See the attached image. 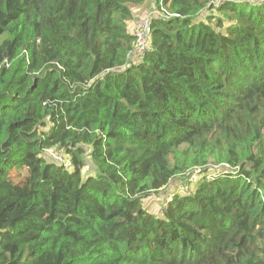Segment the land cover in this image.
<instances>
[{"label": "trees", "instance_id": "1", "mask_svg": "<svg viewBox=\"0 0 264 264\" xmlns=\"http://www.w3.org/2000/svg\"><path fill=\"white\" fill-rule=\"evenodd\" d=\"M143 2L0 0V264H264V0Z\"/></svg>", "mask_w": 264, "mask_h": 264}, {"label": "rangeland", "instance_id": "2", "mask_svg": "<svg viewBox=\"0 0 264 264\" xmlns=\"http://www.w3.org/2000/svg\"><path fill=\"white\" fill-rule=\"evenodd\" d=\"M155 0H144L142 4L139 6L133 7V15L135 22L132 25V29H136L139 24L146 20L150 15L156 14V8H155ZM128 31H131V26H128ZM57 151V150H56ZM64 157V158H63ZM63 157L54 151L45 152V159L51 162H54L58 165H61V163L67 161L65 159V155ZM61 162V163H60ZM92 170V167H90L89 172ZM209 171H213V168H210ZM178 183L177 180H173L164 190L162 193H157L154 197L149 198L148 200L144 201L143 204L152 211L159 212L162 208V203L165 201L169 194L172 192V190H178L177 187Z\"/></svg>", "mask_w": 264, "mask_h": 264}, {"label": "built area", "instance_id": "3", "mask_svg": "<svg viewBox=\"0 0 264 264\" xmlns=\"http://www.w3.org/2000/svg\"><path fill=\"white\" fill-rule=\"evenodd\" d=\"M219 2L227 1V0H218ZM153 15H150L146 20L142 21L139 26L136 27L135 30H133V34L135 35V50L143 53L148 47V35H149V29H150V20L152 19ZM54 151L60 154L63 157V154L56 150H49ZM47 151V152H49ZM64 158V157H63ZM61 163V162H60ZM61 165H64L66 168L70 167L69 161H65L61 163ZM194 179V176L191 178Z\"/></svg>", "mask_w": 264, "mask_h": 264}, {"label": "clouds", "instance_id": "4", "mask_svg": "<svg viewBox=\"0 0 264 264\" xmlns=\"http://www.w3.org/2000/svg\"><path fill=\"white\" fill-rule=\"evenodd\" d=\"M154 16V15H153ZM131 28H132V26H131ZM134 29H132V31H133Z\"/></svg>", "mask_w": 264, "mask_h": 264}]
</instances>
